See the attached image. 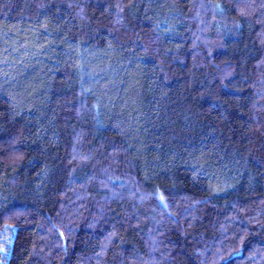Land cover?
Listing matches in <instances>:
<instances>
[{
    "label": "trees",
    "instance_id": "trees-1",
    "mask_svg": "<svg viewBox=\"0 0 264 264\" xmlns=\"http://www.w3.org/2000/svg\"><path fill=\"white\" fill-rule=\"evenodd\" d=\"M0 264H264V0H0Z\"/></svg>",
    "mask_w": 264,
    "mask_h": 264
}]
</instances>
